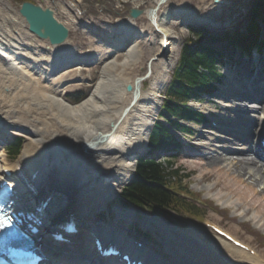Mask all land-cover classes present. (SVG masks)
Here are the masks:
<instances>
[{
	"label": "bare ground",
	"instance_id": "bare-ground-1",
	"mask_svg": "<svg viewBox=\"0 0 264 264\" xmlns=\"http://www.w3.org/2000/svg\"><path fill=\"white\" fill-rule=\"evenodd\" d=\"M154 1L158 3L159 0ZM4 11L5 13H0V129H3V132L22 133L26 140L30 141L29 148H24L20 154L24 169L22 176L18 175V180L25 181L26 186V190L20 195L23 200L20 205H27L26 198H30L32 202H35L34 209L46 204V209L55 213L56 198L70 199L71 203L58 211L50 223L59 224L61 220L75 215L79 220L78 236L85 244L88 245V233L95 229L99 230L103 236L111 238L115 231L112 228L106 229L102 225L96 227L93 218L99 213L101 205L106 204L118 192V186L129 178L137 156L146 152L152 125L149 114L153 113V109L159 102V91L166 80V75L162 73L166 72L178 41L171 25H175L177 20L182 23L187 22V25L191 26L213 23L198 16L197 11H188L184 7L172 13L163 10L160 16L158 14L150 16L146 10L142 14L143 17L149 16L150 26L153 30L155 27L159 33L154 30L153 34H149L148 31L137 29L134 20H119L116 23L117 26L115 25L118 32L112 31V41L105 43V40L102 41L99 37L96 45L98 50L77 54L69 41L61 46H51L39 40V44L47 48L46 52L38 51L35 47L28 48L27 45L31 42L29 44L27 42L25 44L27 47H24L22 44L30 40L35 41L36 38L28 33L17 12L8 4H4ZM163 37L167 40L165 42L167 53L162 57L164 60L159 58L150 66L152 70L149 78L150 92L142 91L140 81L138 93H135L138 96L136 95L134 100L132 97V92L136 89L133 85L134 79L128 78L124 73L126 69L132 68L138 62L141 54L137 50L139 41L151 42V44L158 41L159 50H161ZM116 54L121 55L120 60L115 59ZM157 54L156 52L153 56ZM41 55L43 56L41 59L37 58ZM104 57L107 58L103 61ZM98 61H102V70L91 92L85 99L74 105L66 102L63 87L65 84L56 85L57 83L52 82V77L61 72L65 74L70 70L81 71L88 66L86 64L95 65ZM244 63H246L245 67ZM261 63L262 61L258 59L239 62L236 78L243 82L240 81V84L234 88H238L235 92L237 98L242 99L236 103L231 102L234 106L232 108L234 117L242 111L241 108L246 106L245 102L248 100H256L258 103L256 107L260 106L261 113L259 112L257 116L258 111L255 110L254 116L244 121L225 118L223 119L225 123L218 125L221 127L232 124V127H235L233 123L238 126L244 124L243 126H254L255 130L251 131V135L245 130L241 134L234 133L233 139H224L227 141L226 149L221 153L226 154H215L211 147H207L209 154H206L204 159L193 161L198 162L197 166L202 171L198 182H207L214 175L217 181L223 183L224 189L240 197L237 198L238 203L233 201L228 206L238 210L240 202L248 203L249 207L244 208L243 212L248 214L251 211V215H255L256 219L252 218L251 221L250 218L249 221L256 222L260 229H264L262 221L264 150L250 142L251 137H254L252 134L258 137L264 122L262 106L264 63ZM249 65L250 67L246 70ZM155 66L160 69L156 78L153 75ZM248 72L251 75L248 76ZM259 78L262 80L261 83ZM75 81L73 84L79 85L81 77L75 78ZM257 83L260 85V92L256 91ZM244 84L247 87H243ZM127 85L133 86L131 93L125 91ZM132 99L134 102L128 108ZM125 109L127 112L122 116ZM54 124L57 127H54ZM111 126L114 128L112 129ZM98 133L106 135L104 140L96 145H87L97 137ZM200 135L207 137L205 133ZM208 140L212 143L217 142L210 138ZM247 152H251L253 156L249 157L246 155ZM256 159H259L260 163L256 162ZM2 161H4L3 158ZM189 164L196 170L192 161ZM223 164L224 166L220 167ZM206 167L211 169L207 170ZM5 169L7 168L3 165V170ZM3 170H0V177ZM232 170L235 173H232ZM36 172L37 178L29 183L31 175ZM249 180H252L253 184L247 183ZM258 184L263 185L259 191L256 190ZM218 187H220L219 182H216L211 189ZM213 196L216 201H222V195ZM166 232L167 230H162V233ZM175 242H177L176 245L178 244L177 247L183 248V250L180 249L182 252L177 251L174 259L171 260L175 264H264L262 261L264 256H251L213 236H199L193 230L177 235ZM43 243L45 244V241ZM122 245L132 249L128 243L122 242ZM48 249L46 260L48 264H70L71 258L81 257L80 251L75 246L48 247ZM74 264L81 263L76 259Z\"/></svg>",
	"mask_w": 264,
	"mask_h": 264
},
{
	"label": "rangeland",
	"instance_id": "rangeland-1",
	"mask_svg": "<svg viewBox=\"0 0 264 264\" xmlns=\"http://www.w3.org/2000/svg\"><path fill=\"white\" fill-rule=\"evenodd\" d=\"M29 1H31L32 3L36 5H40L42 7H51L55 9L56 18L61 23L66 25L68 28H70L69 43L71 46L74 47L75 52L77 54L83 53V52H92V51H96L99 49L96 46L97 38L93 36L92 33L89 31H94L96 29V33L100 34L101 37L107 38L111 35L112 28L114 27L115 23H117L116 22L117 20L118 21L119 19H121L122 21L129 20V19L127 20L126 18L127 11L129 9L136 8L139 10H147L149 8L150 9L153 8L154 3H155L154 0H29ZM219 1L221 4L215 5L213 0H170L169 2H166L165 5L162 6L161 11L159 10L158 12V15L160 16L163 10L164 11L168 9L177 10L178 7L179 8L184 7L185 9L189 11H195V12L197 11L196 14L198 16L212 21L215 25H212L211 27L208 26L211 33L223 34V33H233L236 31L244 32V30L249 24V17H250L249 16V3L252 2L253 0H219ZM14 2H16V4L18 3L17 0H0V9H1L0 13L1 12L5 13L4 4H8L16 12L17 5ZM70 21L72 22V24ZM134 23L137 24V27H138L137 29H143L144 31H148L149 34H153V31L156 29L153 26L155 29L152 30L151 29L152 27H150L148 20L142 16L137 18L136 22ZM176 23L177 25L171 28L174 31L175 35H177L178 37L176 49L177 51H179V45L181 44V42L186 38H191V35L188 32L186 25H184L185 22L182 23L180 21H176ZM202 26L206 27V25H202ZM260 30L262 34L264 35L263 26H260ZM107 39L111 40L110 37ZM191 39H194V37L192 36ZM38 41H39L38 39H36L35 41L30 40V41H26L22 45L24 47L29 46L28 48L35 47L38 49V51H41L42 49L43 51L46 52L47 48L44 47L43 44H39ZM27 42L28 44L31 42V44L26 46L25 44ZM149 43H146L145 41H139L137 50L141 54L138 57V62L132 68L126 69L124 75L128 76V78L134 79L137 76H142L146 70V62L152 58L154 53L155 54L156 52L158 53L159 42L156 41V42H153L152 44L151 42ZM106 58L107 57H104L103 61ZM174 58H175V53L170 58V61H171L169 64L170 68L174 64V61H175ZM262 58H264V56ZM39 59H41V57H39ZM115 59L120 60L121 55L116 54ZM254 60L256 61L257 59H254ZM258 60L262 61L261 64L264 63V59L258 58ZM250 65L246 67V70L250 67ZM243 66L245 67L246 63H244ZM168 69L169 68H167L166 72L170 71V69L169 70ZM250 69L252 70V67ZM101 70H102V61L99 62V64L94 65L91 68H86L84 71H81L79 76L76 75V72H69L65 76L60 75V73H58L56 74L57 77L54 76L56 78H53L52 82L55 84L57 83L56 85L65 84V86H63L65 88V92H64L65 101L68 100V97L66 96L67 94H73L77 92L80 93V95H73L69 97V101H70V100H73L74 97L75 98L83 97V94L86 97L91 92V89H93L94 85L96 84V81L99 78ZM220 71L223 72L224 77L222 79L220 86L218 87L216 94L212 98V100L217 102L218 104H215V103L208 104V101H205V102H202L196 105L195 109L200 110V111L210 112L211 114L214 113L219 118L225 119L227 117L223 112H221L223 111L222 108H224L225 106L234 107L231 104V102L236 103L238 101L237 99H242L241 97L237 98L238 96L237 94H235V92L238 91V88H234L236 85L240 84V81L242 80H238L237 78H236L237 80L232 79L235 73L232 72L230 74L227 68H224L222 70L220 69ZM159 72H160V69L158 68V66H155V69L153 72V75L155 76V78L158 76ZM166 72H163L162 74L166 75ZM238 74H241V73L238 72ZM249 74L250 72H248V76ZM226 75L229 77L228 80L226 79ZM78 77H81V81H80L81 83L79 85H74L73 83L76 82L75 78H78ZM70 80H73V81H70ZM166 80H169L168 75H167ZM261 82L262 80L259 78V83ZM150 85H151V82L150 81L147 82L146 86L142 88V91L145 92L149 90L150 92V87H151ZM158 86L160 87V85ZM243 87H247V86L244 84ZM160 97H162V92L160 94ZM208 99H211V98H208ZM158 101H159V98H158ZM70 102L73 104L69 102L68 103L71 105H74L78 103L79 101L76 103L72 101ZM255 106H256L255 103L253 104L246 103V106L243 107V110L240 112V114L243 117L246 116L248 118H252L254 115V111L256 109L258 111L256 113L258 116V114L261 113V108L260 106L255 108ZM263 106H264V103H263ZM157 111L158 109L156 107L153 110V113L150 112L149 114L151 124H152V118H155V114L157 113ZM247 126L251 130L248 129ZM247 126L241 125L240 129H242L243 131L245 130L249 131L250 133L251 131L255 130L254 126H249V125ZM54 127H57V126L54 124ZM255 128L257 129V127ZM196 130L198 132L196 133V135L192 137V139L190 140V143L196 142L195 139H197L198 144H201V145L208 144L207 141L200 138V132L202 130H207V129L199 127V128H196ZM17 135H20L21 137H23V145L21 149L22 150L24 148L28 149L30 146V143H29L30 141L28 139L26 140L25 135H23L22 133L18 132ZM252 136L254 137H251V140L255 142L257 137H255L256 135H253V134ZM60 137L63 138V136H60ZM217 147H222V146L216 143L213 146L212 150L218 151ZM4 148H5L4 145L0 146V170L3 169V165L8 166L14 169L18 175L22 176V172L24 169V163L22 159L20 158L21 152L19 153V155L14 161L9 162L8 159L5 157ZM203 152H207V151L204 150L201 153ZM247 153H249L251 157L253 156L251 152H247ZM166 155H170V153L162 154L158 156V159H161L165 157ZM205 157L206 155H202L201 157H197V159H204ZM2 158L4 159V161H2ZM176 158L177 159H176L175 166L178 168L179 167L181 168L180 175L183 174V175L188 176V180L184 181V183L188 184L189 190L193 192L194 194H196L198 196V199L201 202L205 203V205H200L201 207L200 210L202 212H205L204 217L201 218V221L193 220L187 215H182V216L172 215L168 219L163 220V219L158 218L156 215H151L146 211H142L140 209L138 210L133 207L126 208V209L120 208L118 210V209H115V207H113V205H117L116 202L114 201L117 196H113V198H111L112 199L111 201L113 202L112 206H110V204H108L106 208L103 206V209H105V212L103 214L104 216H106L107 212L109 214L115 213L121 218L120 220H117V218H113L114 220L110 222V224H113L116 227L117 233L125 234V227L126 226L133 227V224H135L136 227L147 231L149 236H152V237L153 236L163 237L164 235L162 233V230H165V231L167 230V232L164 234H166L167 237H169V239H172V240L176 235L187 233L189 230H193L194 232L198 233L199 236L205 237V236H212L211 233L204 228V222H209L211 224L224 228L229 233L231 232L230 234L235 236L240 242H242L245 245H248L253 250H255L256 252L255 256H258V257L264 256V236L262 235V233L256 231L254 227H251L250 225L249 226L244 225L242 221L235 220L233 218V215L229 214L227 211L225 210L222 211L221 207H217L216 205L217 203H220V202L216 201L213 195H222L223 196L222 200L226 203L227 206L230 203H233V201L238 203L239 201L237 198H240V197L236 194H231L229 193L230 191L224 189L223 183L220 181H217V178L214 177V175L207 182H198V177H200L201 172H202L199 170V167L197 166L198 162H196V160L193 161L192 159L185 158L184 154L182 153H179ZM191 161H192V165L194 167L196 166L195 168L198 172L194 168H191L189 164V162ZM256 162L260 163V160L256 159ZM163 166L165 167L164 164ZM223 166L224 164L220 167H223ZM133 169H134V162H133V168L131 170L129 178L127 177L128 179L126 178L127 180L123 184L118 186V192L120 191L121 187H123V185H125L129 181V179H131ZM206 169L209 170L211 168L206 167ZM232 173H235L234 170H232ZM241 175L243 176L244 174H241ZM245 178L247 179V176H245ZM170 180H173V179L170 178ZM216 182H219L220 187L216 189H211L212 186ZM247 183L253 184L252 180L247 181ZM260 185L259 184L256 185V190L259 191L260 189L263 188V185L262 184ZM254 191H255V187H254ZM209 198H212L217 203H212L213 201ZM209 200L212 202H210ZM240 203L241 204H240L239 210L244 211L245 209L249 207L248 203L246 202H240ZM206 206L207 208H205ZM215 206L218 208L216 210L218 213H214L213 211L214 208H216ZM145 214L149 215V217L144 216ZM246 216L248 217L249 213ZM251 221H252V218H251ZM262 221H264V215H262ZM119 222L121 223V225L119 224ZM107 223L108 222L105 221L103 223L104 224L103 226H105ZM96 224L97 226H101L100 222L96 221ZM253 224H256V222H254ZM175 247H176L175 251L182 252L183 250L182 247H177V246ZM262 261L264 262V259H262Z\"/></svg>",
	"mask_w": 264,
	"mask_h": 264
},
{
	"label": "trees",
	"instance_id": "trees-1",
	"mask_svg": "<svg viewBox=\"0 0 264 264\" xmlns=\"http://www.w3.org/2000/svg\"><path fill=\"white\" fill-rule=\"evenodd\" d=\"M22 0H18L20 2ZM251 27L247 37H226L230 43H237L244 49H249L258 40L259 20L264 25V0H253L249 6ZM209 40H215L208 37ZM264 46V41L261 43ZM214 51L200 42L196 48L183 47L179 62L173 72L172 81L166 89L165 107L175 120L196 119L201 117L190 110L181 109L178 104L185 101L191 92L210 91L212 82L216 81ZM204 69L208 74L200 73ZM80 98H75L78 101ZM177 128H180L177 126ZM21 139H15L7 149L11 161L15 160L21 149ZM174 142L167 130L159 123H155L149 139L151 149L163 148L170 150ZM177 171L172 170V163L167 168L152 160H140L137 163L132 181L120 193V203L123 201L135 205L143 210L166 214L168 212H190L196 215L197 209L184 200L179 192L186 191V187L176 179ZM170 178H175L174 181ZM178 180V181H177Z\"/></svg>",
	"mask_w": 264,
	"mask_h": 264
},
{
	"label": "water",
	"instance_id": "water-1",
	"mask_svg": "<svg viewBox=\"0 0 264 264\" xmlns=\"http://www.w3.org/2000/svg\"><path fill=\"white\" fill-rule=\"evenodd\" d=\"M165 1L166 0H159L156 8L149 12L150 16H153L155 12L157 11L158 6L163 4ZM18 14L20 15V17L23 18V21L25 22L28 28V31L34 36H36L38 39L47 41L51 46L63 45L66 42L68 38V31L61 23H59L54 18V12L51 9L42 8L38 5L25 1L20 4L19 9H18ZM141 14H142L141 11L134 10V9L130 10L128 13L131 19H135ZM152 61L153 60L149 61L147 64V74L144 77L138 78L134 81V85L136 88L134 92L132 93V97L134 100H135L136 95L138 96V94H135V93H138V83L148 78L150 75L149 67ZM131 90H132L131 85L125 86L126 92L129 93L131 92ZM133 99L131 103L129 104V107L133 104L134 102ZM127 109L123 111L122 116L127 112ZM111 127L112 129L114 128L113 126ZM105 137L106 135L97 134L96 139H94L93 141H91V143H88L87 145L98 144L99 142L104 140ZM87 145H84V146H87Z\"/></svg>",
	"mask_w": 264,
	"mask_h": 264
}]
</instances>
